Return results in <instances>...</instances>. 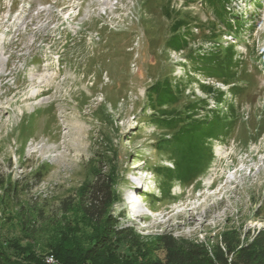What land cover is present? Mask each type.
Wrapping results in <instances>:
<instances>
[{
  "label": "rangeland",
  "instance_id": "obj_1",
  "mask_svg": "<svg viewBox=\"0 0 264 264\" xmlns=\"http://www.w3.org/2000/svg\"><path fill=\"white\" fill-rule=\"evenodd\" d=\"M212 14L204 0H0V244L16 264L107 263L87 259L101 231L82 214L79 191L94 167L108 172L102 158L120 179L112 210L119 228L143 242L171 234L209 246L227 230L264 228V0L231 1L226 16L239 20L237 31ZM176 21L186 39L178 50L167 45ZM228 45L232 79L198 68L195 57ZM162 80L177 102L157 111L184 113L204 99L195 118L212 108L232 121L210 142L206 169L191 183L174 182L169 198L154 167L173 162L155 144L172 131L149 119L147 98ZM200 85L223 92L222 103ZM136 253L112 239L103 256Z\"/></svg>",
  "mask_w": 264,
  "mask_h": 264
},
{
  "label": "trees",
  "instance_id": "obj_2",
  "mask_svg": "<svg viewBox=\"0 0 264 264\" xmlns=\"http://www.w3.org/2000/svg\"><path fill=\"white\" fill-rule=\"evenodd\" d=\"M231 1L204 0L205 4L213 10V23L222 28L237 31V29H242L239 20H228L229 17L226 16ZM232 21L236 24V29L230 27L229 22ZM182 23L176 21L171 27L172 36L168 39L167 45L172 49H181L186 44L185 36L178 33ZM222 52H212L195 57L198 68L212 77L232 79V71L237 65L234 47L228 45ZM200 88L204 92L212 93L214 98H217L216 104L222 103L223 92H218L205 85H200ZM234 88L235 85L230 90ZM147 98L154 112L149 115V119L154 125L172 131L169 137H162L155 144L158 149L167 151L173 162L172 167H154L155 173L160 178L162 198H169L174 182L191 183L206 169L213 160L210 142L219 141L225 136L232 121L229 120L230 117L227 114L217 109H208L204 117L195 118L198 108L205 110L208 106L204 99L192 103L184 113H171L165 109L157 111V106L177 102L176 93L167 80L156 81L148 91ZM103 161L108 164V172L102 173L94 167L91 170V179L82 183L79 190L82 214L101 231L100 241L90 250L87 259L100 257L107 261V263L100 264H264V228L252 234L250 231L240 233L235 229L227 230L222 232L218 240L209 246L177 239L171 234H161L154 242H143L131 229L119 228L118 217L113 215L112 210L120 199L117 189L120 179L112 160L110 158L100 159V162ZM112 239L126 243L130 249L136 250V256L114 260L104 257L103 252L109 247ZM160 250L162 251L161 257L150 259L153 253ZM5 252L4 245L0 244V264H16Z\"/></svg>",
  "mask_w": 264,
  "mask_h": 264
},
{
  "label": "bare ground",
  "instance_id": "obj_3",
  "mask_svg": "<svg viewBox=\"0 0 264 264\" xmlns=\"http://www.w3.org/2000/svg\"><path fill=\"white\" fill-rule=\"evenodd\" d=\"M103 3H104V5H108V2H106V1H104ZM69 9H70V8H69ZM63 10H64V9H63ZM65 10H66V9H65ZM68 11H69V10H68ZM61 12H62V11H61ZM4 67H5V65H4V62H3L2 59H1V52H0V73H2ZM35 93H36V91L34 90V91L32 92V96H35Z\"/></svg>",
  "mask_w": 264,
  "mask_h": 264
}]
</instances>
